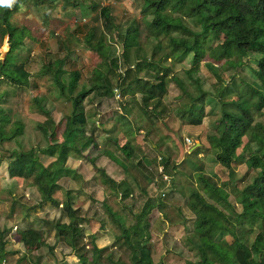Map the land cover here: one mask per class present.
I'll use <instances>...</instances> for the list:
<instances>
[{
    "label": "rangeland",
    "instance_id": "374dc122",
    "mask_svg": "<svg viewBox=\"0 0 264 264\" xmlns=\"http://www.w3.org/2000/svg\"><path fill=\"white\" fill-rule=\"evenodd\" d=\"M88 1L90 8H85L86 10L78 12L76 9V11L70 9L67 13L54 18L47 15L43 18V22L42 16L39 14L38 23H33V26L29 24L34 27L31 32L32 36L29 40H26L28 38L26 35L23 37V47L20 48L17 61H24L34 88H25L21 91H15L14 94L0 95V112L3 113L8 110L9 119L18 120L22 125L21 134L10 140L0 141V229L5 230L1 237L4 242L5 253L4 257L0 258V264H82L74 253L55 236V230L52 227L55 222H67L65 214L61 212L60 208L63 189H70L71 195H75L72 198V208H75L74 223L79 228V233L75 238L77 239L75 252L84 255L89 261L88 264H92L90 261L92 258L91 242L96 249H100L96 260L97 264H110L105 261L106 256L119 264L128 262L129 251L122 241L117 239V225L114 224L115 222L109 213H115L124 225H129L132 222L129 215L132 214V218L141 209L144 196H141L142 193L139 191L143 189H146L147 193L152 196L155 193L163 192L160 203L151 210L147 221L148 248L152 262L184 264V259H196L195 252L189 248L186 241V236L192 231L194 225V215L187 204L190 192L193 190H198L199 193L203 192L196 180V173L200 172L210 183H214L227 191L228 199L233 203L236 211H239L240 207L234 202L236 195L234 188H241L249 183L256 174L254 169L248 170L243 161H240L232 165L233 175L231 180H228L227 171L214 161L208 140L209 135H218L223 130L219 123L218 103L219 92L221 93L222 88L228 87L232 90L233 86L237 84L240 88H246L245 85L247 84L264 94L263 85L253 76V55L242 58L233 56L231 58L233 64H228L223 60L213 61L209 58L208 49L218 44L223 36L220 34L219 37L214 38L208 33L206 37L209 40L207 39L203 46L205 55L188 77L185 71H188L192 66V53L187 54L180 61L172 57H163V54L169 51L166 36L159 35L158 38H155L148 33L147 38L141 42L133 34L137 25L144 24L145 20L150 19V16L144 17L140 12L142 0ZM53 3L54 0L50 1V4ZM82 5L86 7V2ZM99 5L100 7L103 5L109 7L112 24L111 35L106 33L102 39V47L107 54L106 64L109 67L110 60H116L118 67L115 73L121 75V78H128L117 86L115 76H110L113 89L116 90L117 94L113 93L111 96L93 94L91 103H87L84 99L85 106H92L100 112L98 117L100 124L103 121L106 124V126L101 125L99 130L92 131L97 148L93 151L85 150V157H78L74 152H71L64 162V167L74 171V176L71 175L69 178L58 180L59 189L53 193L58 205L52 206L49 203L39 205L42 203L39 201L38 192L31 185L30 179L17 181L8 177L6 173V165L9 160L8 152L11 149L16 151L30 149L35 152L44 166L56 163L57 158L55 159V156L45 155L40 151L45 148L46 138L37 126L45 119L38 108L42 107L49 110L52 119L59 126L53 139L57 142L60 141L62 120L69 114L71 106L66 97L58 94L55 85H53L50 70L54 68L55 60H63L62 69L65 74L69 70L79 72L78 87L89 83L92 70L96 68L100 59L94 52L84 47L83 36L89 24V17L98 11L100 7H96ZM93 6L96 7L92 8ZM25 8L26 5L19 3L14 11ZM193 21L186 19L184 24L192 29H199L200 27ZM17 24V22L11 23L14 26ZM125 30L129 32L134 43L125 50L126 61L121 55L122 38L117 33ZM0 37H2L1 32ZM157 43L158 49L155 48ZM154 50H156L155 53H153ZM135 55L137 56L135 57ZM143 58H146V62H156L161 58L159 64L168 67L171 74L176 76L182 84L180 88L176 85L175 80L170 79L168 81L167 92L163 97V102L161 101L164 111L159 114L161 120L157 127H155L154 122H150L142 114L141 106L139 107L142 102L138 94L122 93L124 87L121 86L132 76V73H129V76L124 75V63L132 67L139 59L140 62H143ZM154 70V68H149L147 72L153 73ZM136 75L142 79L149 77L145 74V69L140 70ZM64 79L67 80L66 75ZM4 86V84L0 85V93L4 90ZM182 86L193 96L199 93L198 86L206 95L204 103L209 113L202 118L198 127L191 126L180 131L184 121L176 115L175 109L183 108L189 100L184 95ZM130 95L135 99L137 98L136 103H128L127 98L131 97ZM35 96H37V101L34 102L32 99ZM226 98L228 100L233 99L234 95L231 94ZM253 99L257 100V97H253ZM123 106H127L128 109H123ZM146 109L154 112L150 105ZM260 112L261 114L254 113L253 118L264 125V107ZM154 119L158 121L157 117ZM173 122L175 123L171 124ZM130 123H132V126L129 127L131 133L124 136L126 129H128L126 124L130 126ZM107 124H111V126L109 127ZM167 124L170 128L167 127ZM133 127L136 128L133 129ZM139 128L146 131L144 137L141 138L144 142L140 143L135 142L133 137ZM156 130L158 131V138L154 137ZM85 131L86 134L90 133L87 128ZM125 137L137 154L132 159L134 162L140 156L151 159L154 165L152 170L157 172L154 176L152 175L156 179L155 185L142 176L141 172L131 165V161L128 162L117 149V144L121 145L126 141ZM196 141H202V145L200 147L194 146ZM245 142L246 139L243 137L242 145ZM236 152L241 154L243 158L249 155V150H243L241 147ZM161 154L169 158L166 179L158 174L161 166L158 156L160 157ZM89 158L95 161L94 166L88 163ZM123 164L126 172L131 173V177L136 181V187H133L134 184L131 183L130 179H125L127 176L124 175ZM95 166L102 168L105 172H107V168L109 171H115L118 178L123 175L117 183L128 182L127 184L137 191L135 190V194L127 196L125 200H120L116 191L103 179ZM168 186L171 187L164 190ZM25 206H29L27 216H24L23 212ZM26 226L44 231V246L38 250L27 251L18 242L16 231ZM224 238L227 241L230 240L227 235Z\"/></svg>",
    "mask_w": 264,
    "mask_h": 264
},
{
    "label": "trees",
    "instance_id": "16d2710c",
    "mask_svg": "<svg viewBox=\"0 0 264 264\" xmlns=\"http://www.w3.org/2000/svg\"><path fill=\"white\" fill-rule=\"evenodd\" d=\"M37 1L33 0L35 8L40 2L50 3L49 0H39L37 4ZM24 2L25 0H17L13 9L19 3ZM71 3L72 6L76 4L82 6L83 4L78 0H72ZM36 9L39 12V9ZM140 12L144 17L150 16V19L145 20L144 24L137 25L133 30L138 41L143 42L148 33L155 38L164 35L167 37L169 51L164 53L163 57H172L180 61L187 54L192 53V66L188 71H185L188 77L205 55L203 46L207 39L209 40L206 34L210 33L214 38L222 34L221 41L208 49L209 58L216 62L223 60L228 64H233L231 60L233 56L242 58L253 55V76L264 87V0H142ZM8 13L9 9L5 8V12L0 18V32L2 35L6 34L8 38V48L0 58V85H5L4 90L0 93L1 96L7 93L14 94L15 91L25 88H34L24 61H17L18 51L23 47L24 31L8 22ZM43 13H41L42 22L47 14ZM186 19L194 20L193 22L197 23L200 28L192 29L186 26L184 24ZM88 23L83 36L84 47L94 52L100 59L96 68L92 70L89 83L78 87L79 72L69 70L65 74L62 69L63 60H55L54 68L50 70L53 85H55L58 94L66 97L71 106L69 114L62 120L60 141L57 142L53 139L55 131L59 129L57 122H54L49 110L38 108L45 119L37 126L46 138L45 148L40 151L45 155L55 156L56 163L44 166L35 152L30 149L18 151L11 149L8 152L9 160L6 165L8 177L17 181L30 179L31 185L37 190L39 201L42 203L39 205L48 203L52 206L58 205L57 200L53 197L54 191L59 189L58 180L74 176V171L64 167V162L71 152H74L78 157H85V150L93 151L97 148L92 131L99 130L102 126L95 119L97 110L92 106H85L84 99L87 103H91L93 94L111 96L114 87L110 76H115L117 86L128 78H121V75L115 73L118 67L116 60L111 59L109 67L106 64L107 54L102 47V39L106 33L111 35L112 24L109 7L101 6L95 14L89 17ZM117 33L122 38L121 55L126 61L125 50L134 44L133 39L126 30ZM155 48H159L158 43ZM142 60L143 62H140V59L137 60L132 67L124 63V75L129 76V73H132V76L121 87H124L123 94L139 95L142 102L139 105L141 112L146 114V117L152 122L162 113V109L155 110L167 92L168 81L175 80L176 85L180 88L182 84L176 76L171 74L168 67L159 64V60L156 62H146V58ZM149 68L155 69L153 73L147 72ZM143 69L149 76L148 78L142 79L136 75ZM65 75L67 80L64 79ZM235 86L232 90L224 87L221 93L219 92V123L223 130L218 135H209L210 151L216 164L227 171L228 180H231L233 175L232 165L240 161H243L248 170L254 169L256 174L249 183L241 188H234L236 190L234 202L240 207V210L236 211L233 203L228 199L227 191L210 183L200 172L196 173V180L203 192L199 193L198 190L190 192L187 204L194 215V225L192 231L186 236L189 248L195 252L196 259H184V264H264V125L253 118L254 113L261 114L260 111L264 107V94L247 84L246 88H240L239 84ZM197 88L199 93L193 96L182 86L183 93L189 100L183 108L175 109L176 115L188 125H199L202 117L209 113L204 103L206 95L198 86ZM231 94L234 95V98L228 100L226 97ZM253 97H257V100H254ZM127 99L136 103L133 96ZM32 100L37 101V96ZM149 105L155 111L152 115L148 114L146 109ZM7 125L9 126L5 129ZM86 128L90 130L89 134H86ZM21 132L20 121L10 120L8 111L0 112V141L10 140ZM243 137L246 139L244 145H242ZM116 147L122 156L128 162L131 161V165L141 172L142 176L155 185L156 179L152 175L154 176L157 172H153L152 166L154 165L149 157L140 156L134 162L132 159L137 154L128 139L121 145L117 144ZM239 147L249 150V155L246 158L236 152ZM87 161L91 166L95 165L93 159L89 158ZM158 161L161 165L158 174L168 176L169 158L161 154L160 157L158 156ZM95 169L110 184L111 188L116 193L118 192L120 200H125L127 196L135 194L129 184H119L102 168L95 166ZM170 187H165L164 190H168ZM139 192L142 193L141 196H144V201L137 214L132 218V214L129 215L132 221L129 225H124L115 213L108 211L115 222L113 223L117 225L118 234L116 237L129 251L126 264H163L160 261L153 263L151 260L147 230L148 216L151 210L160 203L163 192L155 193L154 196L147 193L145 189ZM74 196L71 195L70 189H63L60 208L61 212L65 214L67 222H55L52 227L55 230V236L74 253L80 263L88 264L89 261L84 255L75 252L77 243L75 238L79 233V228L74 223L76 217L75 208H72ZM28 210L29 206L23 208L24 216H27ZM4 232V229H0V258H3L5 253L4 242L1 239ZM16 234L18 242L27 251L38 250L45 245L43 230L26 226L18 229ZM225 235L230 237L229 241L224 238ZM99 251L100 249H96L91 242L92 258L90 261L92 264H97ZM105 261L110 264H119L109 256H106Z\"/></svg>",
    "mask_w": 264,
    "mask_h": 264
},
{
    "label": "crops",
    "instance_id": "0c3cea01",
    "mask_svg": "<svg viewBox=\"0 0 264 264\" xmlns=\"http://www.w3.org/2000/svg\"><path fill=\"white\" fill-rule=\"evenodd\" d=\"M39 1V0H38ZM38 1L36 2L37 4H38ZM68 1V2H67ZM71 1L72 0H54V3L53 4H50V3H48V2H40L39 4H38V6L36 7V8H38L39 9V12H37L38 10L34 7L35 5L33 4V0H25V2L24 3H21V4H23V5H26V8L24 9V10H19V11H14V9H13V6L11 7V8H8V7H3V8H0V10H4V12H5V8H8L9 9V13H8V15H7V20H8V22L11 24V23H13V22H17L18 24L15 26V27H17V28H22L23 29V31H24V36L26 35V37H28L26 40H29V38H31V32H32V30H33V28L34 27H31V25H29V24H32V26H33V23H38V21H37V19H39V14H41L42 12H44L43 14H45V13H47L46 14V16L48 15H50V16H52L53 18L54 17H59V16H61L62 14H64V13H67L68 12V10H72V11H76V10H78V12H80V11H83V10H86L87 8H90V6H89V1L88 0H78V1H80V2H82L83 4L86 2V7H84L83 5L81 6V5H79V4H76L75 6H72L71 4ZM96 7V6H95ZM94 6L92 7V8H95ZM98 7H100V5L99 6H97L96 8H98ZM86 8V9H85ZM76 9V10H75ZM12 10V11H11ZM90 11V10H89ZM3 12V13H4ZM42 14V15H43ZM3 15V14H2ZM2 15H1V17H2ZM13 26V25H12ZM0 28H1V26H0ZM28 33H30V34H28ZM2 35V34H1ZM7 35L6 34H4V35H2V37H0V58H2L3 57V55L5 54V52H6V50H7V47H8V41H7ZM18 56H19V51H18V54H17ZM18 56H17V58H18ZM137 99V98H136ZM161 101L163 102V98L161 99ZM129 102H131V103H135V102H133V101H130V100H128V103ZM161 102V103H162ZM159 104V106H158V108L155 110V111H157L158 109H162V113H163V111H164V106H163V103L162 104ZM128 106V105H127ZM127 106H123L122 108L123 109H128L127 108ZM148 107V106H147ZM118 108V107H117ZM116 110H118V109H116ZM5 111H8V110H5ZM126 112L128 111V110H125ZM154 111V112H155ZM98 112V111H97ZM148 112V114H154V112H151L150 110L149 111H147ZM125 113V112H124ZM99 114H100V112H98L97 114H96V116H95V118H96V120H98V117H99ZM143 115H145V116H147L146 114H144V113H142ZM161 117H158V121H155V120H153L152 121V123L154 122V124H155V127H157V124H159V122H160V119ZM203 118V117H202ZM175 121V120H174ZM201 121H202V119H201ZM99 122V121H98ZM102 122V121H101ZM175 122H173V123H171V124H174ZM148 124V123H147ZM201 124V123H200ZM199 124V125H200ZM101 125H103V126H106V124H105V122L103 121L102 123H101ZM107 126H111V124H107ZM132 126V123H130V126H129V124H126V127L128 128V129H126V134L124 135V136H127V134H130L131 133V129H129V127H131ZM150 126H153V124H150ZM191 126H193V127H198V125H188V124H186V123H184L183 125L181 124V127H180V131L182 130V129H187L188 127H191ZM167 127H169L170 128V126L167 124ZM136 127H133V129H135ZM137 134L136 135H133V137H134V139H135V142H138V143H140V142H144V141H142L141 140V138L142 137H144V135L146 134V131H144L142 128H139L138 130H137V132H136ZM153 134V133H152ZM156 135L154 136L155 138H158L159 136H158V131L156 130V133H155ZM175 134H177L176 132H175ZM130 138V137H129ZM148 139V138H147ZM125 140H127V138L125 137ZM124 140V141H125ZM200 145H202V141L201 142H199V141H196L195 142V144H194V146H196V147H200ZM152 147H155V146H152ZM142 148H143V146H142ZM122 158V157H121ZM123 160V159H122ZM124 163V162H123ZM123 168H124V164H123ZM124 170H125V168H124ZM107 172V174L115 181V182H117V181H119L120 179H122L121 177L123 176V175H121V177L120 178H118V176H117V173H115V171L114 172H112V171H109L108 170V168H107V170H106ZM123 174V173H122ZM131 174V173H130ZM129 173H127L126 172V170L124 171V175H126L127 176V178H125L126 180H128V179H130L131 180V183L132 184H134V186L133 187H136L135 185H136V181L133 179V177H131L132 175H130ZM126 182V181H125ZM128 183V182H127ZM133 189V191H135L136 189L135 188H132ZM146 190V189H145ZM116 195L117 196H119V194H118V192L116 193Z\"/></svg>",
    "mask_w": 264,
    "mask_h": 264
},
{
    "label": "clouds",
    "instance_id": "9594fccd",
    "mask_svg": "<svg viewBox=\"0 0 264 264\" xmlns=\"http://www.w3.org/2000/svg\"><path fill=\"white\" fill-rule=\"evenodd\" d=\"M17 0H0V8L8 7L11 8Z\"/></svg>",
    "mask_w": 264,
    "mask_h": 264
},
{
    "label": "built area",
    "instance_id": "2783aa9c",
    "mask_svg": "<svg viewBox=\"0 0 264 264\" xmlns=\"http://www.w3.org/2000/svg\"><path fill=\"white\" fill-rule=\"evenodd\" d=\"M113 93H114V94H117V92H116L115 89H113ZM162 178H163V179H166V176H165V175H162Z\"/></svg>",
    "mask_w": 264,
    "mask_h": 264
},
{
    "label": "water",
    "instance_id": "95a60500",
    "mask_svg": "<svg viewBox=\"0 0 264 264\" xmlns=\"http://www.w3.org/2000/svg\"><path fill=\"white\" fill-rule=\"evenodd\" d=\"M49 1H53V0H49ZM4 10H0V18H1V15L3 14Z\"/></svg>",
    "mask_w": 264,
    "mask_h": 264
}]
</instances>
